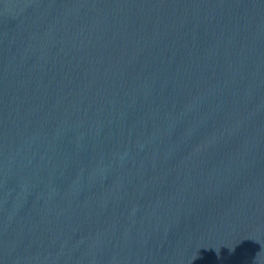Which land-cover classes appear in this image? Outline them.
I'll return each mask as SVG.
<instances>
[{"label":"water","instance_id":"95a60500","mask_svg":"<svg viewBox=\"0 0 264 264\" xmlns=\"http://www.w3.org/2000/svg\"><path fill=\"white\" fill-rule=\"evenodd\" d=\"M0 264H264V0H0Z\"/></svg>","mask_w":264,"mask_h":264}]
</instances>
